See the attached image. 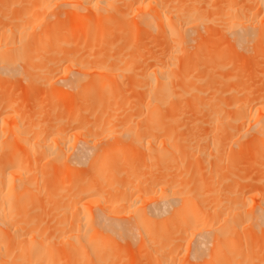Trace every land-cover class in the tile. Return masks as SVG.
<instances>
[{"label":"bare ground","instance_id":"obj_1","mask_svg":"<svg viewBox=\"0 0 264 264\" xmlns=\"http://www.w3.org/2000/svg\"><path fill=\"white\" fill-rule=\"evenodd\" d=\"M114 1L120 0H0V18L7 21L0 19V72H19L25 65L37 71L62 69L65 63L58 62V47L71 44L73 48L82 37L86 41L93 33L95 37L97 31L101 36L95 39L105 36L106 30L100 28L106 20L102 10ZM225 3H218L222 6L218 12L224 33L232 37L242 51H251L254 47L263 58L264 2L246 6ZM128 4L129 15L143 23L140 27L133 22L137 28L133 30L134 25H131L132 30L136 34L140 27L141 34L150 33L151 37L144 43L139 33L134 40L127 37L130 42L126 51L133 50L125 55L123 46L115 43L117 62L113 65L102 62L96 67L102 71L128 67L133 71L136 66L142 69L136 72L146 74L151 81L143 111L146 122L134 128L128 125L124 130L135 146L127 149L121 161L106 147L94 152L92 149L98 146L95 137L110 138L117 131L105 125L88 130L83 120L74 127V132L90 138H82L84 141L77 148L58 146V128L66 130L74 124L73 117L60 106L78 95L56 89L55 79L50 84L54 92L39 98V103L49 102L50 108L37 110L35 115H46L53 105V115L46 116L39 130H34L33 124L40 120L28 119L27 111L19 120L11 116L13 123L9 129L15 135L14 140L7 138L8 131L3 126L6 123H2L0 264H128L136 262L135 247L139 248L140 242L147 248L157 244L151 260L159 258V264H250V259H264V251L245 255L246 250H235V239L245 235L247 230L264 229V190L249 198L236 196L243 188L242 182L250 177L264 184V88L260 87L259 91H254V86L248 87L250 90L245 88L240 95L246 97L241 99L236 96L240 93L236 90L238 87L234 90L231 87L230 92L233 90L235 94L232 100L215 104L214 93L223 91L217 83L218 87H212L213 93L208 99L188 98L194 85L190 83L188 89L179 85L182 91L174 89L171 68L179 63L177 37L182 34V39L186 40V33L195 21L190 16L197 11L184 12L176 8L174 12L162 0H128ZM18 6L21 7L18 9ZM68 7L70 10L63 11ZM259 9L262 13L254 15ZM112 10L117 13L118 6L114 5ZM158 38L170 46L162 48L164 58L137 65L144 59H156L157 52L151 47ZM117 42L120 41L117 39ZM49 53L54 56H50L47 65L44 60L45 67L42 59L51 55ZM224 63L217 66L228 62ZM69 64L71 72L94 73L83 64ZM193 70L191 66L187 68L189 72ZM3 87L0 83V89ZM227 89L224 90L227 92ZM202 100L207 101L204 104ZM200 103L203 107H198ZM2 104L13 105V102ZM185 106L184 113L179 115H197L190 123L192 132L189 127L184 128L186 123L180 127L186 120L184 117L179 124L182 118L177 114ZM192 109L200 112L190 113ZM9 110L12 113L18 107L10 106ZM166 110L169 114L163 119ZM3 111L9 112L5 108ZM200 122L209 127L204 129L202 125L203 131L195 132ZM226 134L229 138L223 140ZM245 136L247 139H243ZM235 147L243 148L245 155L235 151ZM227 151L231 155L228 152L226 156ZM253 156L261 158L255 159L253 166L245 171L242 182L233 186L237 164L231 165L234 166L230 171L233 178L227 175L229 181H233L231 184L226 175L222 177L230 162ZM119 161L125 182L109 172L110 164ZM188 166H193L195 171L187 177L184 173ZM125 168L127 174H124ZM253 174L256 177H252ZM113 187L119 191L111 192ZM245 236L242 239L251 238ZM228 240H232L231 243H227Z\"/></svg>","mask_w":264,"mask_h":264},{"label":"rangeland","instance_id":"obj_2","mask_svg":"<svg viewBox=\"0 0 264 264\" xmlns=\"http://www.w3.org/2000/svg\"><path fill=\"white\" fill-rule=\"evenodd\" d=\"M219 1L220 0H162V2L166 4V7L174 12H177L176 8L184 9V12H188L190 9H192V11L193 10L197 11V13H193V15L190 16L195 21L190 25L191 30L186 33V40L182 39V34L177 37L178 40L177 54L180 55V57L178 58L179 63L177 65H173V67L171 68V74L173 76L172 86L177 91H182L179 85H183L185 89H188L190 83H192L194 85V91L192 95H188V98L191 99L193 97L200 99L201 98L208 99L210 95L213 93L212 87L214 85H217L215 86V88H217L219 85L217 83H220L219 88L220 90L223 88V91L221 90V92L219 91L217 93L216 92L214 93L212 100L213 103L215 104L232 100V98L235 96V94H232V91L235 89L234 87H238L236 88V90L238 91V93L239 92L240 93L239 95L236 93V96L241 99H245L244 97H246L242 95L243 96L242 98V96L240 95L241 91L242 92L245 91V88L247 89L248 87L251 88V86L252 87L254 86L252 88L254 91H259L258 89H261L260 87L264 88V80H262L264 79L262 77V75L264 76L263 74L264 66H262V64L264 65V61H263L264 57L260 58V55L259 54L257 55L256 51L253 49L254 47L251 49V51L250 50L242 51L234 43L232 37L224 33V30L221 25L223 20L221 15L219 16L220 9H222V6H219V4L221 3L224 4L225 2H234L246 6V5H257L259 3H263L264 0H221V3ZM114 5L118 6L119 10H117L118 11L117 13L114 12V10H112ZM20 7L21 6H18V9ZM128 9H129L128 0L111 2V5L108 6L107 9L102 10L106 15V20L105 23H102L100 27L103 28V30L102 29L100 30L102 31L106 30L105 36L102 35V38L95 39V37L98 38L101 36L100 31L99 32L97 31L95 37L93 35L94 33L93 34L90 33L92 34V36L91 38L87 36L88 40L86 41H83V39L85 38L82 37L79 40L80 42H78V44H75L77 46L73 48H71L72 47L71 44L69 45L61 44L58 47L59 48L58 62L65 63L62 69L53 70V71L52 70L37 71L34 68L31 69L27 67V65H25V67H22V69H20L21 71L19 72L18 71L0 72V83L4 85V87L6 86L5 88L3 87L2 89H0V98H1L0 128L2 123L3 124L6 123L3 126H5L6 131H8V135H9V137H7V135L6 136L4 135V137H7L8 139L11 140L15 139V135L9 129L11 128L10 125L13 123V121L11 120V116L14 119L19 120L21 115L25 111H27L26 113L28 119L32 121L40 120V123L33 124L34 130H39L46 116L53 115L52 114L53 105H51L52 109L51 110L49 109L46 115L45 114L35 115V113L37 112V110H41L43 108L45 109L46 106H49L50 108L49 102L41 101L42 103L41 102L39 103V101L42 98L41 97L42 95L48 92H54L52 90H54L55 88L51 90L50 87L52 85L50 84L55 79L56 82L55 83L52 82V83H54L56 89H65L69 94L72 93L78 95L75 100L70 101L68 103L67 101H63V105H61L62 103L60 104L62 106V107L60 106V109L63 110L66 109L64 111L68 115L73 117L74 124L69 126L66 130L62 128H58L59 133H56L58 134V146L62 148L75 146L77 148L80 146L81 141L83 143L84 139L82 138H90L89 136L85 137V135L82 136L81 134H76L74 132L75 131L74 127L81 124L83 120L84 124L87 125L88 130H90V128L99 129L101 128V126L105 125L115 128V130L117 131L116 134H114L113 137L110 136V138L109 137L104 138L102 135H98L99 137L97 136L99 139L95 137L97 144L96 142H94V144L98 146L96 147L93 144V146L97 148V149H92L94 152L95 150L97 151L99 147L100 149L106 147L113 152V156L116 159H120L121 161V159L126 157L127 149L131 150L132 147L135 146V145L133 146L135 142H132L130 136L124 134V130L125 127H127L128 125H130L131 128H134L135 125H137L138 123L146 122L143 111L147 104V99L145 98V96L148 94V90H150L151 88V81L146 74L140 75L139 71L137 73L136 69L139 68H137L136 66L135 67L132 66L133 71H129L127 69L128 67H124L125 69L122 68L116 70L110 69L111 71H108L106 69L102 71L99 69L100 67H96V66H100L102 62L106 64L111 63L112 65L117 62L115 60L116 57L114 56L116 47L115 48L113 47L115 43L116 44L118 43L121 46H123L122 52L125 55L126 52L133 50L128 48L130 50L126 51L127 49L126 47H128L127 45L129 44L130 42L129 40L131 37L132 39L133 37L135 39L137 37L136 35L140 34L139 36L142 37L143 39L142 43L146 42L151 37L150 33L142 32L141 34V30L138 29H140L143 23L140 22L141 21L140 19L139 21L136 20L134 17H132L133 16L132 13H131L132 16H130ZM66 10H70V8L68 7L63 11ZM260 13H262V9L254 11V15H258ZM63 15L64 14H62L61 16L64 17ZM181 15L184 16L183 14ZM54 18L55 17H53L52 19ZM217 18L220 19L217 20ZM219 20L220 21L222 20V22H220ZM125 21H128V23ZM1 22H7V21L4 20L2 21L1 19ZM110 22H114V23L111 24ZM133 22L136 23L138 26H140L137 29L138 31L136 30V32H138L139 34L138 33L135 34V31H133L135 30V28H137L135 27L136 24L134 25ZM131 25H134L133 30ZM127 37H129V40L127 39ZM117 39L120 42L123 39L121 42L122 44L120 42H117ZM161 40L162 38L160 40L159 38L156 39V41H154L152 44L153 46L151 47L152 50L157 52L156 59L154 60L144 59V61L142 60L140 61V63L138 62L137 65L139 64L145 65L146 62H150V61L159 62L164 58V53L162 52L163 50L162 48L164 47L165 49L166 47L167 49V47L169 48L170 46L169 43H164ZM132 43L135 44V42ZM69 49L70 50L74 49L75 52L72 53L70 52ZM49 54L51 55H47V56L45 55L47 59H45V56L43 57L44 58L42 59L43 64L46 61H47L46 65L47 63L49 64L50 59L53 58L54 53H49ZM62 54H64V58ZM65 58H67V61H65ZM220 58L221 59L225 58V59L221 60ZM44 60L46 61L44 62ZM222 61L225 63L227 61L228 63L226 64L224 63L225 65L218 67L217 65H220L221 63L223 64ZM69 63H73V65L75 66H79L83 64L84 67L87 68V70H94V73L88 72L84 74V73H77L75 71L71 72L68 68L70 65ZM46 65L44 64L45 67ZM189 66L194 68L192 72L187 71V68ZM142 67H146V66H142ZM241 85L244 86L242 87ZM231 87H233L232 88L233 90L230 92ZM256 87L257 89H255ZM225 88H228L227 92L226 90H224ZM242 88L244 89L242 90ZM250 88H248L247 90H250ZM228 90L231 94L228 93ZM242 94H244V92ZM4 101L10 103L13 102V105L10 104L3 105L2 103ZM202 101H204L205 104V101L207 100H202ZM249 103H251V101ZM55 104L58 105V103ZM128 104L130 105V107L132 106V108H128L129 107ZM202 104L201 103L198 104V107L200 106L203 107L204 104L203 105ZM10 106L18 107V110L10 113L11 112L9 110ZM64 106L66 108H64ZM19 107L22 108L20 109ZM3 108L7 109L9 112L8 113L7 111L4 112ZM54 108L57 109L58 106ZM184 108H186V106L180 108L177 115L183 114L185 110ZM192 110L193 111H191L190 113L192 112L196 113L197 111H199V110L195 111V109ZM229 110L230 108H228V110L226 111L229 112ZM26 113L24 114L26 115ZM164 113L165 114L163 115V119H165L168 116L169 110H166ZM191 115L193 116V118L191 117ZM191 115L190 114L189 116L179 115L180 117L179 119L182 118V121H179L180 125L181 122H183V117L184 119H186L184 120L183 124L180 127L183 128V125H185L186 123L185 125L186 127L184 126V128L189 127L190 132H192L191 130L192 124L190 125V123H192V121H194L193 119L195 118L194 117L195 114L194 115L191 114ZM37 117L39 118L37 119ZM188 117L190 120L188 119ZM200 123L202 124L198 123L199 125H196V129H194L195 132H200L201 129H202L201 131H203L204 127L205 128L207 126L209 127V125H206L207 123L205 124V122L204 123L200 122ZM201 126L203 128H201ZM51 129L52 128H50V130ZM226 135L225 137H223L224 135L222 136L223 140L229 138V135H227L228 137ZM100 136H102V139L100 138ZM243 139H247V136H245ZM99 140L102 142H100ZM92 141L90 142L92 143ZM235 148L234 150L237 151L238 153L246 152L243 148L242 149L237 147ZM228 152L229 151L226 152V156L230 154V152L229 154ZM244 155L245 153L243 154V156ZM0 156H1L0 159H3L4 154L0 153ZM255 157L254 156L248 158L240 157L238 158V161L236 160L237 161L236 163L235 161L233 163L230 162L231 164L229 163L230 165L228 164L226 170L223 171L222 177L223 176L225 177V175L226 177H228L227 175L231 174L230 171H232L235 164H237L235 167H237L238 169L234 175L235 177L233 178L232 174L230 175L232 176L231 178L235 179V182L229 181L231 180L229 178L230 176L227 178L228 179L227 182L229 184H231L230 182H233L234 183V185L232 183L233 186L239 184L240 182H242V175L245 174V171L249 170L253 166V161L255 159L261 158L259 156L258 157L255 156ZM120 161L119 163L117 162L114 164H110L109 172L116 174V177H118V179H121L123 182H125V177L121 176L122 172L120 167ZM231 165L234 166L232 167ZM193 166H188L187 169H185V173H184L185 176L188 177V175H191L195 171V168ZM123 170H125L124 174H127L126 170L128 169L125 168ZM255 175L253 174L251 176L254 177ZM250 178L246 180L247 182L246 181H244V183L242 182L243 188H241V192L238 193L236 196L244 195L245 198H249L250 195L254 193H260L264 190L263 183L257 182L255 178L254 179L253 178L250 179ZM227 182L224 183L225 188L228 184ZM117 191H119V188L117 187L111 188V192L114 193ZM245 235L251 236V238L242 239L243 238L242 236L246 237ZM245 235L242 234V236L235 239L236 251H238L239 249H244V251L246 250L244 252L245 255L252 253L254 254V251H256V253L258 251L260 252L264 251V229L255 228L252 230H247ZM231 241L229 242L228 240L227 243L228 242L231 243ZM174 242L177 244L175 240ZM245 243L247 245H245ZM139 245H140L139 248L137 246L135 247L136 262L133 263L131 262L128 264H159L160 263L159 258L154 259V261L151 260V256H153L152 254L154 252V247L157 244L149 246L148 248L147 245L143 244L142 242H140ZM228 252L229 251L227 250L226 253ZM159 256L162 257L161 254H159ZM244 257L248 259L246 256ZM249 261L250 264H264V259H250ZM119 264H127V263L120 262Z\"/></svg>","mask_w":264,"mask_h":264}]
</instances>
